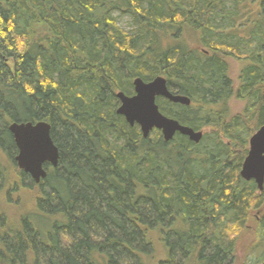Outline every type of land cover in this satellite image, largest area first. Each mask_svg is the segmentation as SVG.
Wrapping results in <instances>:
<instances>
[{"label": "trees", "instance_id": "1", "mask_svg": "<svg viewBox=\"0 0 264 264\" xmlns=\"http://www.w3.org/2000/svg\"><path fill=\"white\" fill-rule=\"evenodd\" d=\"M158 76L191 102L160 112L205 130L198 144L116 113ZM38 122L59 160L35 184L8 127ZM263 124L264 0H0V264H234L264 207L239 175ZM257 249L262 264L264 212Z\"/></svg>", "mask_w": 264, "mask_h": 264}, {"label": "water", "instance_id": "2", "mask_svg": "<svg viewBox=\"0 0 264 264\" xmlns=\"http://www.w3.org/2000/svg\"><path fill=\"white\" fill-rule=\"evenodd\" d=\"M133 89L132 96L123 92L116 94L119 101L116 113L130 126L137 125L143 138H148L153 130H157L161 132L166 143L172 141L176 134L187 137L194 144L202 140V131H195L160 112L156 103L158 98L183 106H189L191 103L188 97L169 91L165 78L158 76L148 83L136 78L133 80ZM8 130L17 149L14 158L17 167L29 175L35 184H39L47 175L45 165L56 167L59 160V150L51 138V126L45 122L12 123ZM239 175L244 181H254L258 190L262 191L264 124L249 139L248 153Z\"/></svg>", "mask_w": 264, "mask_h": 264}, {"label": "rangeland", "instance_id": "3", "mask_svg": "<svg viewBox=\"0 0 264 264\" xmlns=\"http://www.w3.org/2000/svg\"><path fill=\"white\" fill-rule=\"evenodd\" d=\"M117 16V15H116ZM118 25L125 30H129L130 24L126 18H118ZM237 64H232V75L235 76L238 69ZM236 69V70H235ZM230 109L232 113H236L241 111L243 108V103L238 100H231L229 103ZM205 130H203L204 132ZM3 164L6 166V162L3 161ZM264 212V207L258 211H251L249 215V220L247 227L244 232L240 233L237 240L236 252H235V263L234 264H254L256 259L255 257L258 256L260 249H257L254 254L250 253V240L252 237V233L255 230V222L257 218L262 215ZM163 256V254L159 255ZM257 258V257H256ZM264 262V261H263Z\"/></svg>", "mask_w": 264, "mask_h": 264}, {"label": "bare ground", "instance_id": "4", "mask_svg": "<svg viewBox=\"0 0 264 264\" xmlns=\"http://www.w3.org/2000/svg\"><path fill=\"white\" fill-rule=\"evenodd\" d=\"M148 83V82H147ZM133 84V83H132ZM133 91H134V89H133ZM144 139H146V138H144ZM16 164V163H15ZM17 166V165H16ZM18 168V167H17ZM19 169V168H18ZM20 170V169H19ZM20 171H22V170H20ZM23 172V171H22ZM24 173V172H23Z\"/></svg>", "mask_w": 264, "mask_h": 264}, {"label": "flooded vegetation", "instance_id": "5", "mask_svg": "<svg viewBox=\"0 0 264 264\" xmlns=\"http://www.w3.org/2000/svg\"><path fill=\"white\" fill-rule=\"evenodd\" d=\"M132 91H133V89H132Z\"/></svg>", "mask_w": 264, "mask_h": 264}]
</instances>
